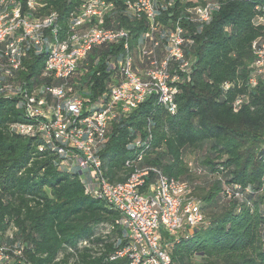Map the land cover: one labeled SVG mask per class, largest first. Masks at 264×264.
Wrapping results in <instances>:
<instances>
[{"label":"trees","instance_id":"obj_1","mask_svg":"<svg viewBox=\"0 0 264 264\" xmlns=\"http://www.w3.org/2000/svg\"><path fill=\"white\" fill-rule=\"evenodd\" d=\"M81 1L47 0L41 13L56 10L63 22ZM221 2L208 23L188 26L192 71L179 83L176 112L151 96L112 122L99 150L105 178L122 182L132 171L125 162L135 157L134 140L150 133L137 167L154 165L193 185L206 224L178 240L162 232L172 264H264V77L248 84L251 42L264 33L255 21L264 19V0ZM123 25L132 33L142 27ZM120 50V44L94 46L66 80L41 76L45 53L29 50L16 78L27 82L21 89L28 93L65 84L83 99L85 115L107 91L113 77L107 64ZM224 82L231 86L224 89ZM19 102V93L0 94V242L22 244L33 264H126L110 259L126 242L119 213L87 193L80 172L68 171L67 156L42 136L11 129L33 121ZM194 149L204 151L195 163L208 178L204 187L192 182L185 161ZM12 223L17 231L4 236Z\"/></svg>","mask_w":264,"mask_h":264},{"label":"built area","instance_id":"obj_2","mask_svg":"<svg viewBox=\"0 0 264 264\" xmlns=\"http://www.w3.org/2000/svg\"><path fill=\"white\" fill-rule=\"evenodd\" d=\"M221 1L82 0L62 22L56 10L41 13L47 0H0V94L19 93L24 115L33 120L12 124L11 129L42 136L67 156L68 171L80 172L86 192L119 213L126 242L110 259L172 264L162 247V232L178 240L206 224L188 180L167 176L154 165L137 167L150 147V133L145 140H134L135 157L125 162L132 171L122 182L105 178L99 150L112 122L151 96L170 114L176 112L179 83L188 80L192 71V59L186 55L192 43L188 26L208 23ZM123 21L142 27L132 33ZM255 21L264 29L263 18ZM107 43L120 44L121 50L107 64L113 77L92 112L82 114L83 99L68 93L65 84H40L30 93L21 89L28 88L27 82L16 75L25 70L29 50L45 53L41 76L66 80L94 46ZM251 50L248 84L253 86L264 77V33L251 42ZM230 86L223 83L224 89ZM242 100V95L234 99V110ZM84 174L95 181L96 190ZM23 248L18 242L2 240L0 264H33Z\"/></svg>","mask_w":264,"mask_h":264},{"label":"rangeland","instance_id":"obj_3","mask_svg":"<svg viewBox=\"0 0 264 264\" xmlns=\"http://www.w3.org/2000/svg\"><path fill=\"white\" fill-rule=\"evenodd\" d=\"M203 150H189L188 154L185 158V161L188 166V170L190 172V176L192 177V182L195 184V186L204 187L207 182V177L204 175L203 171L201 173H197L194 169L197 168L195 165L196 162L199 161V157L203 154ZM94 176V175H93ZM82 177V176H81ZM83 178L87 181V183L91 184V187L93 190L97 189V185L95 181L91 178L87 179V176L84 174ZM13 231H17V227L12 223L10 229L5 231L4 236H10L12 235Z\"/></svg>","mask_w":264,"mask_h":264}]
</instances>
